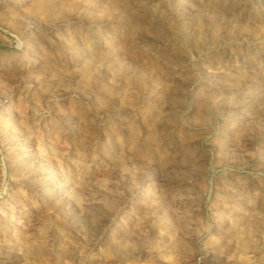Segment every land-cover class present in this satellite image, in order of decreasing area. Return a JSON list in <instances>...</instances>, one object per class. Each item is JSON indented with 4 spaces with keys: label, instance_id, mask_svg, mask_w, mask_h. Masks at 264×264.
I'll return each mask as SVG.
<instances>
[{
    "label": "rangeland",
    "instance_id": "1",
    "mask_svg": "<svg viewBox=\"0 0 264 264\" xmlns=\"http://www.w3.org/2000/svg\"><path fill=\"white\" fill-rule=\"evenodd\" d=\"M7 115L0 264H264V0H0Z\"/></svg>",
    "mask_w": 264,
    "mask_h": 264
},
{
    "label": "bare ground",
    "instance_id": "2",
    "mask_svg": "<svg viewBox=\"0 0 264 264\" xmlns=\"http://www.w3.org/2000/svg\"><path fill=\"white\" fill-rule=\"evenodd\" d=\"M10 116H8V115H7V117L4 116V118L2 117L3 119H1V121H0V123L6 128V130H11L12 127L14 126L15 119L12 118V116L11 117ZM19 148L24 150L22 153V156H23L22 158L24 161L26 159L42 160L44 155H45L44 149H42V148L32 149L31 145H29V144L22 143L19 146ZM64 180H65V178H64ZM68 182H69V180H65L63 182H60L61 183L60 185L55 186L54 183L51 180H49V178L48 179L43 178V179L36 180L34 185L39 190L43 191V194L41 197V198H43V200L51 201L52 199H54V195L65 193L67 191L68 185H69ZM18 241L20 242V240H18ZM18 241L16 240V242H18Z\"/></svg>",
    "mask_w": 264,
    "mask_h": 264
}]
</instances>
